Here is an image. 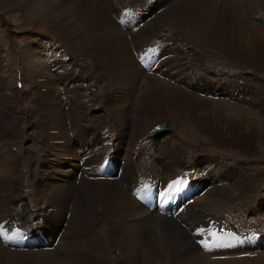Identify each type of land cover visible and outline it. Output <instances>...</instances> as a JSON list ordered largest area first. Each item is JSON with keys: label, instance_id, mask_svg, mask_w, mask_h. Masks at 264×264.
Wrapping results in <instances>:
<instances>
[{"label": "rangeland", "instance_id": "1", "mask_svg": "<svg viewBox=\"0 0 264 264\" xmlns=\"http://www.w3.org/2000/svg\"><path fill=\"white\" fill-rule=\"evenodd\" d=\"M1 1L0 92L10 102V109L6 111L0 107V114L6 111L4 119L11 136L0 138V178L15 190L16 202L12 201L11 208L13 213H20L21 223L19 226L15 224L18 227L10 238L6 234L8 229L0 222V233H3L0 242L2 240L7 252L37 253L53 262L75 264L76 259L84 258L96 250L93 253L94 264H127L115 240L117 235L113 234L114 227L124 221L122 209L120 211L118 205L112 206L114 211L109 215L110 218L102 214V197L99 196L101 185L105 179L116 180L117 185L140 204L136 197L146 199L150 196L152 199L163 193L161 189L139 187L144 181L149 182L150 179L163 187L168 180L181 176L192 180L190 201L184 204L181 201L174 207L180 208L183 204L181 210L169 213L175 219L149 209L148 203L144 205L150 214L157 217L136 228L137 231L134 229L129 232L133 239L140 241L133 251L136 260L142 264L175 263L170 256L164 255V249L171 255L173 251L165 247H174L181 239L178 234H183L186 239L180 241L188 242L189 246L176 250L177 256L186 254V249L193 247L195 260L201 259L208 264L206 260L215 262L209 260L211 249H220L221 258L225 259L216 261V264L227 261L230 258L228 256H231V260L227 263L264 264V64L260 63L254 69V61L249 64L243 58L231 59L213 42L215 40H208L194 30L190 32L191 29L179 22L178 14L168 10L178 0H101L108 18L116 27L124 28L126 32H136L139 27L153 31L149 32L148 37L154 38L156 45L149 48L148 53L139 52L142 56L134 53L135 58L139 55L140 59H136V62L146 73L153 74L156 71V77L165 79L167 74L162 77L158 69L161 55L163 50H174L171 55L173 63L169 67L178 71V77L176 80L167 79V82L173 86V92L188 95V102L193 103L178 105L175 110L165 108L158 115L153 113L149 117L136 119L137 106L133 105L136 100L130 99L127 108L129 124L123 130L118 117L114 120L110 117L102 92L105 86L91 70L90 61L82 57L75 58L58 39L55 28L27 18L16 8L4 9ZM217 1V4H222L219 12L224 16L227 12L231 17L232 11L239 10V19L249 25L254 23L257 27L264 26V0ZM130 8L137 13L125 12ZM110 10L116 14L113 15ZM117 14L121 16L117 18ZM27 47L35 56V64H29L22 57ZM180 61L183 65L179 69ZM57 71L73 79L74 97L65 85L58 82L55 76ZM35 73L53 79L60 109L68 112L71 103L73 110L78 113L79 123L93 126L105 157L103 163L105 160L109 166L98 172L100 176L104 174L102 177H90L91 172L77 175L72 183V194L61 211L55 209V201L52 202L43 190L46 184L50 185L49 180L46 179L45 183L39 175L43 166L42 157H45V145L35 117V91L30 81ZM136 120L139 123L135 125ZM2 124L3 119L0 127ZM157 124L161 125V129L156 127ZM133 134L136 135L135 139ZM69 136L72 140V135ZM128 142L133 143L132 146ZM70 145L74 148L71 142ZM74 145L79 146L81 143ZM123 150L128 152L131 170L136 175L132 190L122 176V166L126 161L121 156ZM173 152L177 156L175 160H171ZM65 160H68L69 172L72 158L67 157ZM77 161L83 165L82 160ZM78 180L87 186V191L94 198L91 210L99 213L85 227L78 228L79 238L71 237L75 248L69 249V252L76 256L71 258L67 253L64 254L66 249L62 250L59 239L62 238V232L68 229V222L78 202L79 196L75 191L80 185ZM0 194L3 195L2 192ZM50 212H56L62 224L58 235L56 231L52 235L46 231ZM236 231L244 233L232 234ZM245 231L261 238L253 240L249 232ZM26 232L31 236L26 239L29 245L22 247V242H17V238ZM46 234L50 236L51 246L48 245ZM6 262L5 256L1 263Z\"/></svg>", "mask_w": 264, "mask_h": 264}, {"label": "bare ground", "instance_id": "2", "mask_svg": "<svg viewBox=\"0 0 264 264\" xmlns=\"http://www.w3.org/2000/svg\"><path fill=\"white\" fill-rule=\"evenodd\" d=\"M102 2L103 1L101 0H2L1 6L7 10L16 8L27 18L35 20L38 23L48 24V26L55 28L58 39L66 45L69 52L75 58L82 57L90 61L91 70L98 75V80L105 86L102 92H104L103 98L107 104V110H109L110 117H112V120H114L115 117H118L123 130L127 129L129 124L127 121V108L130 105V102L128 101L130 99L136 100L133 104L137 106V109L135 108L136 119L149 117V115L153 113L158 115L159 112L165 108L175 110L178 105L186 103L193 104L188 102V95L173 92L175 91L173 90V86L170 82H167V79L176 80L178 77V71L169 67V65L171 66V63H173V61L171 62V55L174 50L170 52L163 50L161 55L162 59L158 69L161 71L160 75L162 77L167 74V76L164 77L165 79L161 80L156 77L158 76V74H155L156 71H154L153 74L146 73L142 67L138 65L136 62L138 60L136 59L141 55L139 52H147L149 48L151 49L156 45L153 42L154 38L148 37L149 32L152 30H150V28L139 27L136 32H126L124 28L121 29L120 27H116L108 18L107 12L102 7ZM176 2L178 3L176 4ZM176 2L171 8L168 7V10L177 13L179 22L191 29L192 31L190 32H193L194 30L202 35V37L205 36L208 40H215L213 42L225 52L227 57H231V59L243 58V60L249 64H252L254 61V69H256L260 63L264 64V26L257 27L254 23L249 25L246 21L239 19V10L232 11L235 18H233V16H228L227 12L224 16L219 12L222 4H217V0H178ZM223 7L225 6L223 5ZM110 12L113 15L116 14V12L111 10ZM119 16L121 15H116L117 18H119ZM134 53L139 54L138 57L135 58ZM22 57L29 64L34 63L35 56L28 47L24 49ZM182 63L183 62L180 61L179 69L183 65ZM55 76L61 85H65L67 91L71 95L74 91V83L71 82L73 79L65 76V74L61 75L59 71L55 73ZM30 81L34 88L32 90L35 91V117L40 126L45 145V157H42L43 166L39 175H41V179L45 183L46 179L49 180L50 185L46 184L43 190H45V193L51 197L52 202L55 201L54 205H57L55 209L60 210L65 207V201H68L70 194H72L71 187L74 178H76L77 175H84L86 172L92 173V176L90 177H95L93 175L100 176L98 172L101 170L99 168L103 164V159L105 157L102 153L103 150L96 139L93 126L79 123V120H77L78 113L75 112L76 110H73L71 103L69 108H67L68 112L66 113L59 108L60 103L56 99L53 79L44 74L35 73ZM74 96L73 93L72 97ZM8 104L10 105V102L8 103L5 95L0 92V107L9 111L8 109H10V107L8 108ZM197 105L203 107L201 103H198ZM5 112L0 114V123L3 119V126L0 127V138L11 136L9 129H7L5 122L6 119H4ZM8 120H10V118ZM137 122L138 121L136 120L134 124L136 125ZM69 134L72 135V140L70 139ZM135 136L136 135L133 134V139H135ZM70 142L74 148L70 145ZM77 142L81 143V145H74V143ZM132 144L130 145L132 146ZM121 156L126 160L122 166V176L128 182L127 185H129L132 190L136 182V175H134L131 170L130 156L126 150H123ZM67 157L72 158V165L70 166L68 164L71 168V171L69 170V172L67 170L68 160H65ZM176 157L175 152H173L171 160H175ZM77 160H82L83 165H80ZM102 176H104V174L100 177ZM80 180H78L80 183L78 189L74 188L79 196L78 202L73 210L72 218L68 222V229L62 232V238L59 239L61 240L60 245L63 246L62 250L66 249L64 254L67 253L66 255H69L71 258L73 256L76 257L75 255L72 256L71 252H69V249L75 248V243H71V237L73 239L75 237L79 238L78 228L85 227L87 223L93 219L94 215L99 213H94V209L91 210L94 205V198L92 194L87 191V186H84ZM104 182L105 183L101 185V192H99L103 204L101 212L102 214L109 216L114 211L112 206L118 205L120 211L122 209L124 221H121L113 229V234L117 235L115 236V240L123 251L122 254H124L127 264H142L136 260V256H134L135 253L133 252L140 241L133 239L132 235H129V232L134 229L136 230V228H141L142 224L150 222L153 217L157 216H155V214H150L144 205H140L133 199L134 197H130L126 191L122 190L120 186L117 185L116 180L107 181L105 179ZM0 192L3 193V195L0 196V222L3 227H6L5 229H8L6 234H9V237L11 238L14 234V229L21 224L19 221L20 213H13L11 208L13 206L12 201L16 202V196L14 197L15 190L10 185L5 184L0 178ZM164 216L166 218L175 219V217L169 213ZM110 217L111 216H109V218ZM47 218L48 223H46V231H48L50 235L56 231L58 232V235L62 224L58 219L56 212H50ZM16 223L18 226L15 225ZM169 227L171 228L172 226L169 225ZM76 234H78V236H76ZM156 235H159V233H156ZM178 236L181 239H186L183 234H178ZM179 237L177 238L180 239ZM46 238L48 239V245L51 246L52 243L49 242L50 236L48 234H46ZM177 238H175V240H177ZM258 238L260 239L261 236ZM172 239L174 240V236ZM180 240L177 241L179 242L178 244H174V247H172L173 249L165 247L168 248V250L173 251L171 255L168 254L169 251L164 249V255L166 257L170 256L171 261L175 262L173 264H205L201 259L195 260L194 256L196 252L193 247L186 249V254L177 256L175 253L176 250L180 248L183 249V247L187 248V246H189L187 245L189 244L188 242L182 240V244ZM4 246L5 245L1 240L0 264H2V259L5 256L7 257L6 264H30L32 262L60 264V262L50 261L42 254L29 252H13V254L12 252H7V248ZM95 251L96 250H94V252H89L84 258H79V260L76 259L75 264H94L93 253H95ZM221 251L222 250L220 249L216 251L211 249L208 254L210 257L209 260L212 259L216 262L225 259L221 258ZM232 253H228V255ZM174 255H176V257H174ZM228 257L230 258L227 261L231 260V256ZM71 258L69 259L72 260ZM227 261L218 264H235V262L227 263ZM206 262L208 264L215 263L207 260ZM73 263L74 262H70V264Z\"/></svg>", "mask_w": 264, "mask_h": 264}, {"label": "snow or ice", "instance_id": "3", "mask_svg": "<svg viewBox=\"0 0 264 264\" xmlns=\"http://www.w3.org/2000/svg\"><path fill=\"white\" fill-rule=\"evenodd\" d=\"M3 238V233H0V239H2Z\"/></svg>", "mask_w": 264, "mask_h": 264}]
</instances>
